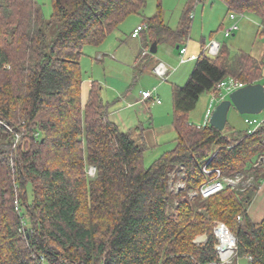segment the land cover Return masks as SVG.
I'll return each mask as SVG.
<instances>
[{"label":"trees","instance_id":"obj_1","mask_svg":"<svg viewBox=\"0 0 264 264\" xmlns=\"http://www.w3.org/2000/svg\"><path fill=\"white\" fill-rule=\"evenodd\" d=\"M223 1L229 13L258 17L264 36V0ZM146 4L53 0L47 20L37 0H0V264H236L243 256L264 264V220L248 211L264 179V123L253 134H228L190 117L200 96L224 79L263 83L264 59L232 54L225 44L217 56L203 51L187 83L173 91L175 146L150 167L144 136L110 119L101 83L93 82L83 102L85 47L102 45ZM192 12L177 29L160 13L141 25L154 41L181 49ZM206 164L225 176L248 172L255 184L192 201L189 191L212 177ZM175 165L185 166L187 186L178 193L169 190ZM218 222L237 239L230 263L216 249ZM203 234L207 240L196 243Z\"/></svg>","mask_w":264,"mask_h":264},{"label":"rangeland","instance_id":"obj_2","mask_svg":"<svg viewBox=\"0 0 264 264\" xmlns=\"http://www.w3.org/2000/svg\"><path fill=\"white\" fill-rule=\"evenodd\" d=\"M43 7V12L45 14V17L47 20H50L53 12H54V6H53V0H37ZM188 10L193 11L192 18H189L190 22V33L189 36L183 41L182 46H186L190 52L195 51L197 55L201 54L204 50V46L207 44H210V42L213 40V38H217L218 41H220L222 44H225L228 46L230 52L232 54L237 53L238 51H245L256 58L264 59V36H260L258 34L261 20L251 14H245L244 18H238L237 20H232L229 16V10L227 4L223 0H147V4L143 11L141 13H135L129 15L118 27L114 33H112L107 40L100 45L97 46H86L84 49V54L81 58V65H82V71H83V78L84 81L88 79H100L99 77H102L105 79V81L108 82V85L111 86H121L119 83V80H130L131 86L130 90L135 91L137 88H147L151 91L155 90V88H158L160 85H168L170 87L173 86L175 83V80L169 75L167 80H164L157 75L151 73L149 71V66L144 64H139L134 68L135 71V77L132 78L133 70L131 68L132 64H129L131 61H134L136 57H138L141 53H143V49L145 47L150 48L153 44V38L151 35H149L148 31L146 30L143 35H141L139 38L134 39L132 37V31L134 27L137 25V23L146 22L145 20L151 17L156 16L157 14H161L162 18L168 26H170L173 29H177L180 25V22L183 18V15ZM238 22L239 29L232 34L230 37H225L224 31L226 28L230 27L235 22ZM146 24V23H144ZM147 27V25H146ZM57 27L54 26L50 33L53 34L56 32ZM147 29V28H146ZM155 42V41H154ZM168 48H174L175 54H176V63L175 67L177 71V64L179 66H182L183 69L182 74L188 73V78L182 82L180 85H185L187 81L189 80V77L191 73L194 70V67L196 65L197 59L186 61V63H177V54H178V60L180 61L181 54L180 49L177 48V43L175 42H169L167 43ZM173 46V47H172ZM166 43L162 42L158 44V52L157 53H149L151 58L155 56H164ZM108 51V52H106ZM98 52L103 53L106 52L108 54H115L116 59L112 56H106L104 58L105 61L111 60H122L125 61V64L127 63V67H122L121 70H117L120 63L118 64V67L116 71L115 68H110L109 64H104V60L100 62ZM189 55V54H188ZM136 56V57H135ZM145 55H143L142 58H144ZM135 57V58H134ZM175 58V57H174ZM133 59V60H132ZM115 65V64H114ZM112 70H110V69ZM109 75L111 77H109ZM171 77V78H170ZM264 83V72H263V79ZM107 86L104 87L103 93L105 92L108 94L106 99L110 102V112L117 110V115L120 116V107L129 108V102H124L121 104V101L116 100V96H114L113 90ZM165 87V86H164ZM139 88V89H140ZM167 90V89H166ZM165 92V89H164ZM113 94V95H112ZM168 96V97H167ZM83 102L87 99L86 92L83 93ZM212 98V91H208L203 93L200 96V99L197 103L196 108L191 112V121L195 123L196 125L202 124L204 122V115L205 112L210 104V100ZM229 98V97H228ZM160 99L162 100V103L164 104V109L168 108L169 106L171 108L170 111V117L169 114L167 116V112L163 113L162 116H157V118L153 117V119H156V124L152 126V111L147 110V117H143L142 112H145L144 109L140 108L139 106H135L131 112L132 114L137 118V121H142V124H139V128L143 127L142 132L144 131H152L154 139H157L158 144L153 143L152 145L149 143H146L148 146V149L145 151V165L147 167H150L156 159H158L162 154H164L166 151L171 149L175 146V138L176 136V130L172 123L173 117H174V107H173V96L172 94L166 95L165 93H161ZM121 104V105H120ZM132 105V104H130ZM132 105L131 107H133ZM136 111L139 113H136ZM169 112V111H168ZM124 114V113H123ZM126 115V112L124 116ZM254 118L257 119L259 123H261L264 120V111L257 115H251V114H242L240 113L235 106H233L230 109L229 115H228V123L225 128L226 133H232L233 131L239 132L241 135H245L248 133L249 130H254L256 126H258L257 123L249 124L246 122V118ZM150 128V129H149ZM134 134L138 131V129L135 128ZM133 133V132H132ZM28 148H30L31 143L28 141ZM32 142V141H31ZM25 144V143H24ZM22 148H25V145L22 146ZM262 159V158H261ZM260 161V160H259ZM261 162V161H260ZM261 164L264 166V161L261 162ZM91 166L89 165L87 167V173L89 176L94 177L93 174L91 175ZM241 179L240 182L236 183L234 186H231L235 189H242L245 190L249 186L255 184V177L254 175H249L248 172H239ZM176 174L174 178H172V175ZM238 173H236L234 176H227L230 179H235ZM170 179H169V186L171 180L178 181L180 180L183 175L178 174L177 165L173 167V169L170 171ZM184 182L185 177H184ZM230 186V185H229ZM189 199L192 201H198L199 199L197 197L192 198L190 195ZM175 205L176 202H175ZM249 215L255 222H261L264 220V179L261 181L259 190L256 193L249 209ZM207 240V235H199L195 242L200 244ZM235 256H233L234 258ZM232 258V260H233ZM231 260V261H232ZM236 264H251L250 258L243 256V257H237L236 258Z\"/></svg>","mask_w":264,"mask_h":264},{"label":"built area","instance_id":"obj_3","mask_svg":"<svg viewBox=\"0 0 264 264\" xmlns=\"http://www.w3.org/2000/svg\"><path fill=\"white\" fill-rule=\"evenodd\" d=\"M193 16V14H192ZM229 16L232 20H237L238 18H244L245 14L241 12L232 11L229 13ZM262 26V25H260ZM146 25H139L135 31L133 32L132 36L137 37L141 33L142 30H144ZM239 29L238 22L236 21L234 24H232L230 27L226 28L224 31L225 37H230L232 34H234ZM222 48V43L218 40H212L210 44L205 48L204 53L209 56H217ZM188 51L187 47H182L180 49L181 53V61L185 62L186 60V53ZM196 58V56H192L191 59ZM155 74L164 79L167 80L169 75V66L165 62H159L154 67ZM246 84H244L241 81L236 80L233 77L227 78L222 80L217 88L212 91V98L210 100V104L205 112L204 115V122L202 124H199V128H205L208 126L211 120V117L214 113L215 108L217 105H219L222 101L228 99L229 95L234 92L235 90L244 87ZM153 99V92L151 90L143 91L141 94V101L151 100ZM157 103H162V100L160 98L156 99ZM246 122L249 124L257 123L258 126L255 127L254 130H249V134H253L257 128L264 123V120L259 123L257 119H252L250 117L246 118ZM264 161V157H262L261 162ZM204 172L207 175H211L212 177L204 183L199 190H190L189 195L194 197H202V198H209L213 196L214 194L220 192L223 190L227 185L234 186L236 183L240 182L241 176L240 173L237 174L235 179H230L229 177L225 176L220 168H210L208 164H206L204 167ZM178 174H182L183 177L178 180L174 181L171 180L169 190L173 193H178L181 189L186 188V183L184 182L185 177V166L184 165H177ZM91 175L95 176L96 174V167L91 166ZM176 174L172 175V178L175 177ZM16 209L18 210L20 208V202H15ZM23 224H25V221L23 219ZM215 235L218 239V244L216 246L217 252L219 254V257L223 262L230 263L233 256H236V246H237V239L236 236L233 234V232L229 229V227L222 223L218 222L215 226Z\"/></svg>","mask_w":264,"mask_h":264},{"label":"crops","instance_id":"obj_4","mask_svg":"<svg viewBox=\"0 0 264 264\" xmlns=\"http://www.w3.org/2000/svg\"><path fill=\"white\" fill-rule=\"evenodd\" d=\"M142 23H137V25L134 27V29H133V31H132V34H133V32L135 31V29L139 26V25H141ZM146 30V29H145ZM145 30H143L140 34H139V36H137V37H133L134 39H137V38H139L141 35H143V33L145 32ZM218 40L217 38H213V40ZM153 42H154V40H152ZM156 41V40H155ZM166 43V47H165V52H164V56L163 57H160V56H155V57H153V58H151V56H149L150 54V52L148 51V48L147 47H145L144 49H143V53H141L138 57H136V59L134 60V61H131L129 64H132L131 65V68H132V70H133V73H132V78L133 77H135V73H134V71H135V67L139 64V62H141V64H146V65H148L149 66V71L151 72V73H153V74H155V72H154V67L159 63V62H165L168 66H169V75L175 80V83L173 84V86L172 87H170V86H168V85H160V86H158V88H155V90L153 91L152 90V92H153V99H151V100H146V101H141V94H142V92L143 91H146V90H150V89H147V88H142V86H141V88L139 89V88H137V89H135V91H131L130 90V86H131V82H130V80H119L118 79V81H119V83L121 84V86H111L110 87V85H108V82L107 81H105V79L104 78H102V77H99V78H101V80L100 79H88V80H86V81H84V84H83V93L84 92H86V94H87V98H88V95H89V92H90V89H91V87H92V85H93V82L94 81H98L99 83H101V85H102V91H101V95H102V97H103V100L105 101V102H107V103H109L110 104V102L111 101H108L107 99H106V97L105 96H107L108 94L105 92V94L103 93V90H104V87L106 86V84H107V86L108 87H110L112 90H113V94H114V96H116V100H118V101H121L122 103L121 104H123L124 102L126 103V102H129V108L127 109V108H124V107H120V116L119 115H117V113H118V111L117 110H114V111H111V113H110V119L114 122V123H116L119 127H120V129L121 130H123V131H126V132H133V134H134V131L133 130H135V128L136 129H138V131L135 133V135L133 136V137H135V138H138L140 135H143L144 136V139H145V141H146V143H150L151 145L153 144V143H155V144H158V142H157V139H154V135H153V133H152V131H144V132H142V129H143V127H140L139 128V124H142L143 122L142 121H137V118L132 114V112H131V110L135 107V106H139L140 108H142V109H144L145 110V112H142L141 111V113H142V115H143V117H147V110H150V111H152V119H153V117L155 118H157V116H162L163 115V113H164V111H165V113L167 112V116H168V114H169V119H171V117H170V111H171V108H170V106H169V110H168V108H165L164 109V104L163 103H157L156 102V99H158V98H160V96H161V93H165L166 95H170V94H172V96H173V91H174V88L177 86H183V85H180V84H182V82H184V80H186V78H188V73H186L185 75L184 74H182L181 72L182 71H180L181 69H183L182 68V66H179V64H177V71L176 72H174L175 70H176V67H175V63H176V54H175V50H174V48H168V44L167 43H169V42H165ZM158 44H160V43H158ZM208 46V44L206 45V46H204V50H205V48ZM173 47V46H172ZM182 47H186V46H182ZM177 48H179V45H177ZM180 49V48H179ZM203 50V51H204ZM106 52H108V51H106ZM106 52H104V54L103 53H100V52H98V54H100L99 55V61L100 62H102L103 60H104V58L108 55H110V54H108V53H106ZM158 52V51H157ZM181 54V53H180ZM189 54V55H188ZM106 55V56H105ZM143 55H145L144 56V58H142L143 57ZM201 54H199V55H197V53L195 52V51H191L190 52V50L188 49V51H187V53H186V60L187 61H192V60H194V59H197L199 56H200ZM110 56H112V58L114 57L115 59H116V57H115V54H111ZM192 56H196V58H193V59H191L192 58ZM134 57V58H135ZM175 57V58H174ZM179 58H178V54H177V63L178 62H180V63H186V61L185 62H182L181 61V58H180V61L178 60ZM257 59H259V58H257ZM108 60L109 61H105L104 60V64H109V67L110 68H115V70H112V69H110V70H112V71H116V69H117V67H118V64H116V62L117 63H120L119 64V67H118V71L119 70H121V68L122 67H127L128 65H127V63L125 64V61H122V60H111V59H109L108 58ZM133 60V59H132ZM115 64V65H114ZM117 66V67H116ZM137 68V67H136ZM156 75V74H155ZM168 75V76H169ZM109 77H111L110 75H109ZM170 77V78H171ZM190 78V77H189ZM165 86V87H164ZM164 89H165V92H164ZM167 89V90H166ZM112 94V95H113ZM168 97V96H167ZM87 100V99H86ZM120 104V105H121ZM130 104H132V105H134L133 107H131L132 105H130ZM169 111V112H168ZM125 112H126V115L124 116V114H125ZM124 113V114H123ZM136 113H139V111L137 112L136 111ZM173 114H174V112H173ZM172 123H173V125H174V117H173V121H172ZM152 126H154L155 124H156V119H153L152 120ZM141 126H143V124L141 125ZM175 127V126H174ZM150 129V128H149ZM176 130V129H175ZM176 136H177V134H176ZM175 140V139H174ZM173 148V147H172ZM171 148V149H172ZM171 149H169V150H171Z\"/></svg>","mask_w":264,"mask_h":264},{"label":"water","instance_id":"obj_5","mask_svg":"<svg viewBox=\"0 0 264 264\" xmlns=\"http://www.w3.org/2000/svg\"><path fill=\"white\" fill-rule=\"evenodd\" d=\"M158 42H153L151 53H157ZM235 106L242 114L257 115L264 111V84L253 83L239 88L222 101L214 110L210 123L212 126L223 130L228 123L230 109Z\"/></svg>","mask_w":264,"mask_h":264}]
</instances>
